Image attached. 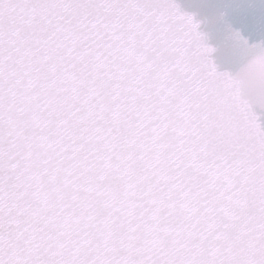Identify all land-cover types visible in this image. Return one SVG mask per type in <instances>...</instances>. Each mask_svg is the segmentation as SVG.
<instances>
[{
    "label": "snow or ice",
    "instance_id": "snow-or-ice-1",
    "mask_svg": "<svg viewBox=\"0 0 264 264\" xmlns=\"http://www.w3.org/2000/svg\"><path fill=\"white\" fill-rule=\"evenodd\" d=\"M0 264H264V0H0Z\"/></svg>",
    "mask_w": 264,
    "mask_h": 264
}]
</instances>
